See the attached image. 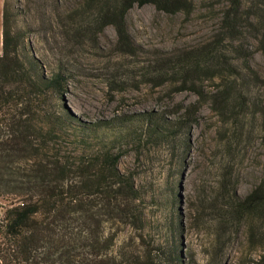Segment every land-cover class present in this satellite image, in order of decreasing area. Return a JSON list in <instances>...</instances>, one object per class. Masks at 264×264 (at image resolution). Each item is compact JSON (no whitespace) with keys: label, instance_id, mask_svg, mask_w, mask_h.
Masks as SVG:
<instances>
[{"label":"rangeland","instance_id":"rangeland-1","mask_svg":"<svg viewBox=\"0 0 264 264\" xmlns=\"http://www.w3.org/2000/svg\"><path fill=\"white\" fill-rule=\"evenodd\" d=\"M226 1L194 0L190 16L135 6L126 16L133 48L124 52L113 27L86 29V17L78 10L82 0H0V55L6 5L11 25L23 34L25 54L34 59L45 83L63 78L62 91L45 87L20 98L29 99L25 123L39 133L35 145L44 155L42 138L53 119L68 115L77 126L98 128L90 135L93 145L120 153V171L133 173L145 192L146 227L142 233L124 228L111 250L114 255L119 249L135 250L151 254L156 264H175L168 252L176 244L180 264H215L214 210L225 180L244 197L264 178L261 118L252 105L253 98L264 105V89L250 78V83L238 81L252 99H241L235 110L219 108L211 98L225 77H233L225 67L242 69L243 57L222 50L215 78L205 68L190 79L155 68L165 54L211 42ZM243 50L251 52L248 64L264 75V54L256 42L246 39ZM53 145L66 156L83 151L76 141L71 147L61 141ZM7 205L0 200V219ZM238 237L225 252V264H235L243 250L244 238Z\"/></svg>","mask_w":264,"mask_h":264},{"label":"trees","instance_id":"trees-1","mask_svg":"<svg viewBox=\"0 0 264 264\" xmlns=\"http://www.w3.org/2000/svg\"><path fill=\"white\" fill-rule=\"evenodd\" d=\"M145 5H153L168 15L190 16L195 8L194 0H82L78 10L86 17V29L101 32L113 27L118 46L129 52L133 45L126 16L135 6ZM248 38L264 54V0H227L211 42L181 50L178 55L165 54L155 68L168 74L180 73L185 79L205 68L212 70L215 78L220 54L230 48L243 57V68L235 67L233 72L225 67L233 77H225L221 90L211 98L215 106L235 110L243 104L241 99H252L245 92L246 84L239 86L238 81L250 83V78L264 89V75L248 64L251 52L248 55L243 50ZM2 46L0 200L8 205L0 219V264H156L151 254L143 256L135 250L119 249V254L111 253L124 228L144 231L146 198L133 173L126 175L120 171L122 155L111 148L93 145L90 135L96 134L98 128L77 126L68 115L61 114L53 119V125L42 138V144L45 141L46 145V150L42 145L44 155L41 145H35L39 133H33L25 123L29 99L20 98L23 93L27 95L45 87L62 91L63 78L58 75L45 83L34 59L25 54L23 34L11 25L6 5ZM220 66L224 68L222 63ZM252 105L261 118L264 144V105L255 98ZM189 113H185V121L191 119ZM161 122L163 126L166 120L162 117ZM54 141L68 147L76 141L82 144L83 151L66 156L54 147ZM46 152H50L52 159ZM216 201L217 240L212 256L215 264H225V252L232 238L238 240V236H243L245 243L235 256V264H264V178L244 197L226 179ZM109 225L117 226V230L113 232ZM168 253V259L180 264L176 244Z\"/></svg>","mask_w":264,"mask_h":264}]
</instances>
